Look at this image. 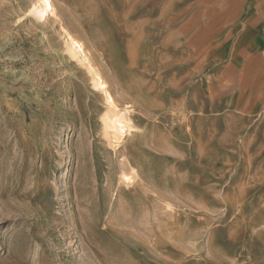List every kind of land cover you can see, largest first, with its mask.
<instances>
[{"label": "rangeland", "instance_id": "374dc122", "mask_svg": "<svg viewBox=\"0 0 264 264\" xmlns=\"http://www.w3.org/2000/svg\"><path fill=\"white\" fill-rule=\"evenodd\" d=\"M34 1L0 0V264H264V0Z\"/></svg>", "mask_w": 264, "mask_h": 264}, {"label": "bare ground", "instance_id": "6f19581e", "mask_svg": "<svg viewBox=\"0 0 264 264\" xmlns=\"http://www.w3.org/2000/svg\"><path fill=\"white\" fill-rule=\"evenodd\" d=\"M30 10L34 19L43 20L47 16H53L55 8L52 0H35ZM66 43L69 51H73L75 55H79L82 59H84L85 53L83 46L79 41L67 34ZM92 77L94 87L103 94L102 96L104 97L105 102L110 106V112L102 120L105 124V128L108 130L107 133H118L119 131L122 133L126 131L129 128V120L127 117L128 110L126 108L123 109L126 111V113H123L118 109L113 96L108 90L106 82L99 73L95 72Z\"/></svg>", "mask_w": 264, "mask_h": 264}]
</instances>
